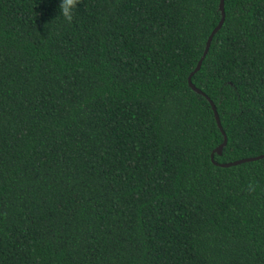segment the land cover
<instances>
[{
    "label": "trees",
    "instance_id": "trees-1",
    "mask_svg": "<svg viewBox=\"0 0 264 264\" xmlns=\"http://www.w3.org/2000/svg\"><path fill=\"white\" fill-rule=\"evenodd\" d=\"M0 0V264H264V0Z\"/></svg>",
    "mask_w": 264,
    "mask_h": 264
},
{
    "label": "water",
    "instance_id": "water-1",
    "mask_svg": "<svg viewBox=\"0 0 264 264\" xmlns=\"http://www.w3.org/2000/svg\"><path fill=\"white\" fill-rule=\"evenodd\" d=\"M218 9L220 10V13H221L220 19L218 20L217 24L214 26V28L211 30V32L207 36L202 55L200 56L199 60L197 61V64L194 67L193 71H191L189 73L188 77H187V82H188L189 87L193 91H195L196 93L203 94L206 97V99L209 101V103L211 104L216 125H217L218 129L220 130V132H221V134L223 136L222 142L216 148H214V150H212V152L210 154L212 160H213V153L214 152H217L218 154L221 153L223 146L227 142V136H226V133H225V131H224V129H223L221 123H220L219 115L217 113L215 105L213 104V102L211 101V99L207 95H205L198 87H196L191 82V76H192L193 73H195L200 68L202 60L204 59V57L206 56V54L208 52V49H209V46H210V43L212 41V38H213L214 34L221 28V26H222V24L224 22V18H225L224 0H219ZM261 158H264V154L251 156V157H246V158H241V159H238V160H235V161H232V162H224V163H216V164H219L220 166L225 167V166L235 165V164H239V163H243V162H247V161H253V160H257V159H261Z\"/></svg>",
    "mask_w": 264,
    "mask_h": 264
},
{
    "label": "clouds",
    "instance_id": "clouds-1",
    "mask_svg": "<svg viewBox=\"0 0 264 264\" xmlns=\"http://www.w3.org/2000/svg\"><path fill=\"white\" fill-rule=\"evenodd\" d=\"M76 2H77V0H59V3H58V14L57 15L63 17V19L65 21H71L73 15H74L75 8H76ZM214 153H213V155H214Z\"/></svg>",
    "mask_w": 264,
    "mask_h": 264
}]
</instances>
